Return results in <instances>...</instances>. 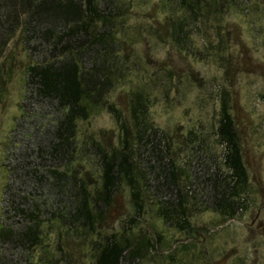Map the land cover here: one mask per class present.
<instances>
[{
	"label": "trees",
	"instance_id": "1",
	"mask_svg": "<svg viewBox=\"0 0 264 264\" xmlns=\"http://www.w3.org/2000/svg\"><path fill=\"white\" fill-rule=\"evenodd\" d=\"M241 1L173 0L166 6L168 15L163 23L168 42L187 56L203 55L192 44V25L205 23L209 18L219 20L223 6L232 7ZM122 5V0H0V64L8 44L19 36L31 60L24 71L23 100L36 101L53 112L52 122L42 138L44 147H39L40 154H44L41 158L49 164L42 169L27 168L31 177L23 182L21 191L12 188L10 177L3 187L1 215L7 221L0 219V247L7 242L20 251L16 253L19 256L6 258L0 254V264H19L36 249L41 253L39 260L45 257L49 245L44 243L42 230L47 223L51 224L49 217L53 215L57 218L58 234L64 231L80 234L83 239L89 237L90 247L96 251L92 254L95 264H134L147 252L157 254L168 243L162 230L149 229L153 230L151 238L146 233L119 232L118 236L114 233L96 240L101 235L98 228L101 216L106 215L119 186L127 189L135 215L143 214L147 203H152L155 216L165 228L185 232L193 239L198 231L190 221L192 210L211 211L226 221L246 208L249 175L228 89L219 92L214 130L215 142L223 148L222 169L219 166L208 176L204 174L209 169L188 175V192H183L179 184L182 177L188 176L175 168L169 143L161 139V130L150 118L152 89L163 88L161 83L166 82L153 79L151 86L143 83L131 90L126 115L113 104H107L108 92L125 77L128 69L119 53L121 43H125L118 37L117 27L124 14ZM169 92L167 88L165 97ZM97 109L112 113L118 131L116 144L105 148L93 140L78 145L77 121L88 119ZM189 136L193 149L200 147L197 133L190 130ZM92 144L99 180H95L93 189H88L84 179L88 176H78L74 164H78L77 156L87 154L88 145ZM195 165L198 163L192 162L190 172L199 171L193 168ZM26 189L30 193L25 195ZM32 189L46 195L44 203L30 196L34 194ZM91 235L95 238H90ZM194 241L199 240L182 242L177 247L184 264H188L185 257L195 247ZM172 245L163 252L168 264L180 260ZM55 252L53 249L50 259L56 262L63 254L58 253L57 257Z\"/></svg>",
	"mask_w": 264,
	"mask_h": 264
},
{
	"label": "rangeland",
	"instance_id": "2",
	"mask_svg": "<svg viewBox=\"0 0 264 264\" xmlns=\"http://www.w3.org/2000/svg\"><path fill=\"white\" fill-rule=\"evenodd\" d=\"M172 1L122 0L124 14L117 27L118 37L125 43H121L119 53L128 69L125 77L108 92L106 102L126 115L131 90L143 83L149 85L153 79L166 82L161 83L163 88L152 89L150 118L161 130V139L169 143L175 168H180L187 176L209 169L204 174L208 176L219 166L222 169L223 148L215 142L214 130L219 92L228 89L232 94L231 113L241 136L242 156L249 175L246 208L226 221L211 211L192 210L190 221L198 231L193 239L185 232L165 228L155 216L152 203H147L143 214L135 215L127 189L119 186L105 210L106 215L101 216L98 224L101 235L96 240L114 233L118 236L119 232L125 235L146 233L151 238L153 230L149 229H157L164 231L168 243L157 254L147 252L134 264H168L163 252L171 243L177 253L180 243L193 240L199 241H194L195 247L185 257L188 264H264V0H243L232 7L223 6L219 20L209 18L205 23L192 25V44L203 54L196 57L180 53L168 42L163 23L168 15L166 6ZM3 56L0 64V219L3 187L9 177L12 188L21 191L23 182L31 177L27 168L42 169L49 164L41 158L44 154H40L39 147H44V131L53 117L48 107L43 109L36 101L25 103L23 100L24 71L31 60L19 36L12 39ZM167 88L170 92L165 97ZM190 130L197 133L200 147L193 149ZM117 133L115 120L107 109H97L88 119L77 121L78 145L94 140L100 147L108 148L116 144ZM88 146V153L77 156L78 164L74 166L78 176H88L84 177L86 186L93 189L97 184L95 180H99V170L94 145ZM192 162L198 163L193 168L199 171L190 172ZM179 181L182 191L188 192L189 176ZM30 196L42 203L47 199L42 192L34 191ZM49 218L51 224L47 223V228L42 230L46 235L44 243L49 245L46 256L39 260L41 253L36 249L19 264H95L92 254L96 251L90 247L89 237L83 239L80 234L64 231L58 234L57 218L54 215ZM53 249L57 257L63 254L56 262L50 259ZM18 251L7 242L0 247L4 258L13 254L19 256ZM176 256L180 260L173 264H184L180 254Z\"/></svg>",
	"mask_w": 264,
	"mask_h": 264
}]
</instances>
